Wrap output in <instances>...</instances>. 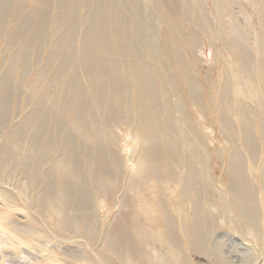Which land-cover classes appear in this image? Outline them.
<instances>
[{
  "label": "rangeland",
  "instance_id": "obj_1",
  "mask_svg": "<svg viewBox=\"0 0 264 264\" xmlns=\"http://www.w3.org/2000/svg\"><path fill=\"white\" fill-rule=\"evenodd\" d=\"M68 1L0 0V106L8 96L0 118V264H104L108 255L112 264H264V0H181L175 14L156 0H114L130 36L122 56L101 54L105 70L122 66L127 78L137 62L144 71L151 113L164 128L153 144L158 158L173 157L172 186L163 181L167 167L158 166V179L143 168L135 139L142 113L132 98L112 119L110 104L88 89L86 43L109 9L102 0H73L67 8ZM25 27L32 36L26 41L18 35ZM243 56L250 64H240ZM77 81L86 108L49 119ZM74 116L100 123L101 138L93 141L92 125L73 126ZM45 126L48 136L38 144ZM65 142L77 159L73 172L83 174L69 181L87 193L84 205L63 210L67 218L51 215L48 203L49 194L62 202L55 169ZM100 152L103 168L92 157ZM236 170L249 200L232 189ZM140 191L167 208L171 230L155 224ZM119 224L124 231L134 224L148 240L136 252L119 246Z\"/></svg>",
  "mask_w": 264,
  "mask_h": 264
},
{
  "label": "bare ground",
  "instance_id": "obj_2",
  "mask_svg": "<svg viewBox=\"0 0 264 264\" xmlns=\"http://www.w3.org/2000/svg\"><path fill=\"white\" fill-rule=\"evenodd\" d=\"M72 2H73V0L68 1L67 8H69V6L71 5ZM102 2L104 3V6L105 5L107 6L109 11L103 12L102 14L99 15L103 19L102 20V26H100L101 25L100 24L99 27H97L94 30V32L91 35L90 40L89 41L87 40L88 43H86L87 46L85 48V58L89 64H90V62H92L91 66H90V70H89V75L87 74L89 77V81H90V87L88 89L91 90L92 92H94V90H95L98 93L99 97H101L100 98L101 101H103V102L107 101L110 104V106L113 110L112 114H114V116H112V114H111L112 119L117 114L116 108H118V109L119 108H126L127 103L129 104V102H127V100H129L130 97L132 98L131 103L134 102L135 106L138 105L136 107H137V109L139 108L140 112L142 113V120H141V122H138V125H136V131H135L136 134L134 133L136 135L135 139H138L139 143L141 142V145H140L141 146L140 148L142 150L141 157H142V160L144 161L143 162L141 160V162H142V164L145 163L146 165L149 166L148 172H150L151 176L153 178H156V179H158L157 176L159 175V172H160V169H158V166L162 164L165 168L167 167V170L164 169L165 172L168 171V172H166L167 178L165 176V179L163 181H167L168 183H170L171 178L168 176L173 174V173L169 174V171L172 169L171 166H169V164H171V162H174V160L172 159L173 157L171 158V156H167V157L163 156L162 158H158V156H157L159 149L156 148L153 143H156L157 139H158L157 141L159 143L161 138H163L164 128L161 125V123L157 120V116L154 115V113H151V109L153 107V105H152L153 104L152 103L153 98H152V92H151L150 88L146 85V82H144V80H143L144 79L143 78L144 71H142V69L139 67V65L136 62L135 64H133L134 67L133 66L131 67L130 73H129L127 78H124L122 76V72H123L122 66L116 67L118 70L114 69L110 75L106 73V70H105L106 61L103 60V58H102L103 55H101V54H104V52L109 51L107 53H111L116 57L122 56L123 52L125 51L126 47L128 46V43H129L128 39L130 36V25H129V20L127 19V17L121 11H120L121 14L119 12H117L116 9L114 8V6H113L114 0H102ZM156 3H157V6L159 8H162L163 6L168 7L171 10V13L175 14L176 6L179 3H181V0H172L169 3V5H168L167 0H156ZM64 8H66V5ZM1 11H2V9H0V12ZM40 15L34 16L33 18L37 19V21H38L39 18L42 16V15L41 16ZM0 18H1V14H0ZM58 22H59V20L56 21L55 23H53L52 27H57ZM37 26H39V25L37 24ZM174 26H176V25L174 24ZM16 29H17V25H14L12 30H13V32L15 31V34H16ZM38 29H39V27L36 29L37 32L35 31L34 34H39ZM20 31H23V32L19 33V31H18V35H21V37L24 38L25 41L32 38V36H30V32H29L27 27L22 28ZM97 48L99 50V54L96 56H93L95 53V50ZM239 62H240V64L241 63L242 64L249 63L248 59L245 56H243ZM128 84L131 86L132 91L130 90V88L129 89L127 88ZM72 87H73L74 92L70 91L67 94L60 110H59L58 106H56V108H54L52 110V113H51V116L49 119L60 118L63 110H68V109L72 110L75 106H78V109H77L78 113H82L83 109L86 108V93L84 92L85 90L83 91L82 89H80L81 83L79 81H77L73 84ZM7 99H8V96L6 95L4 103L3 102L1 103L0 118H1L2 114L6 113ZM210 103H212V101ZM74 117L72 118V121H71L73 126L78 125V126H84L85 127L87 124V126L90 127V125H92L93 130L91 131V133H92L93 141L97 140L98 138H101V134H102L101 128L102 127L99 125L100 123L98 124V122H95V120L93 122L89 123V121L87 119H85L84 117L83 118H79L77 116H74ZM73 119H75V121ZM76 119H78V120H76ZM112 119H110V120H112ZM52 122H54V121H52ZM135 124H137V123L135 122ZM59 126H61V124H59ZM48 128L50 129V126H45V127L38 129L37 136H36L38 144L40 143L41 139L46 137V135L48 136ZM14 131H15L16 135L21 136V137H24L25 133H26V131H25V133L23 134V130L18 129V128L15 129ZM104 133L105 132L103 131V134ZM98 142H100V141H98ZM98 142H96V143L98 144ZM51 144L55 145V143H51ZM97 144H96V146H97ZM65 145H66V142L63 144V148L64 149L66 148L67 152L64 154L62 160H60L61 163L55 169V174L57 177L54 175L56 178H58V179L55 178L56 182H57L56 187H58L61 191V194L63 197L62 202H59V200H57L58 198H56V196L51 198L50 194H49L50 199L48 200L49 202L47 200L46 201L49 203V205L51 204L50 208L52 207V210H51L52 212L51 211L50 212L52 214L48 211L51 215L63 214L64 218H67L66 214L64 213L66 210L65 211H63V210L66 207H68V205H71L73 203L77 206L79 204L84 205L86 198H87V193H86V189L83 186L78 185V184H72L69 181L71 176H73V177L77 176V178H79L80 180H83V174L78 170H77L78 171L77 173L73 172L75 170L76 165H77V159L75 158V153L73 152V150L68 149ZM98 145H100V144H98ZM56 146H58L57 143H56ZM102 147L104 149L103 145L100 146L101 149H102ZM98 148H99V146H98ZM49 149L50 148H48L46 150L47 152L45 151L47 154H48V152L50 154L52 151V150L50 151ZM101 152L96 153V154L93 153V156H92L93 159L96 160L95 163H96V167H98V168L106 167V165H105L106 159L104 158V155ZM72 155L74 156V158L72 157ZM46 157H49V155H47ZM44 161H45V158H44ZM62 163H63V166H62ZM146 165H144L143 168H145ZM173 169H174V167H173ZM172 172H173V170H172ZM74 173H75V176L72 175ZM154 173H158V174H154ZM175 173H176V171H175ZM143 175H145V174H143ZM172 177H174V174L172 175ZM174 178H172V179H174ZM147 179H149V178L147 177L146 180ZM144 180H143V182H144ZM175 182L172 181V183H175ZM241 182H242L241 171L240 172L238 170L233 171L232 189L235 187V189L237 191L241 192L242 195L246 199L249 197L250 194H249V191L247 189V186H245V184H241ZM172 183H170L171 186H172ZM100 184H101V182H100ZM145 184H146V182H145ZM104 185H106L105 182H104ZM155 185L156 186L154 188H156L157 192H154L153 194L158 193V191H159V193H161L160 192L161 187H158L157 184H155ZM230 188H231V186H230ZM196 190L197 189H195L194 191H196ZM147 195H148L147 192L140 191V194L138 195V197H139L138 200L140 201V203L142 205H144L147 212L150 210L149 211L150 213H148V214H150V217L152 216L151 215V212H152V214L154 215V220H157V222L154 221L155 224L156 223H157V225L160 224L161 226L165 227V229H167L166 226L169 227L170 226L169 224L171 222L170 221L168 223L167 208L163 204L158 203L160 201H154L153 203L147 202V200L144 199L147 197ZM155 195L157 196L158 194H155ZM160 195H162V194H160ZM153 199H154V197H153ZM248 200H249V198H248ZM144 211H145V209H144ZM148 216H146V219ZM155 216H156V219H155ZM48 217H51V216L49 215ZM157 217H159V218L157 219ZM65 220H67V219H65ZM63 222H65V221L63 220ZM171 225H173V223ZM172 227L173 226L169 227L170 230ZM0 228L2 229V223L1 222H0ZM250 228L251 229L253 228V230H255V227L251 226ZM116 230L117 231L119 230L118 237L120 238L119 239L120 242L118 243V245L119 244L121 245V244H123V242H125L127 244V246L133 252H136V250L139 247H141L142 245H144L146 240H148L145 238L146 236L145 237L142 236L140 229H138V231H137L134 224H131V227L128 230H126L127 232L124 231V229H121L120 224H119V226L116 227ZM142 230H144V229H142ZM125 232H126V234H125ZM136 232H138V234H140L139 239H138L139 236H137ZM162 233L163 232H161V234ZM145 234H147V236H148L147 232ZM163 235H164V233L162 235H159L158 238L159 239L162 237L164 238ZM126 236H129V238H130L128 241H125ZM154 238H155V236H154ZM108 250H110V249H108ZM108 250H107V252H108ZM111 250H112V248H111ZM117 250H118V247H117ZM108 253H110V252H108ZM173 253L172 254L170 253L171 256L169 254V256H170V257L168 256L169 258L167 257L168 259H170V261H172ZM175 255L177 256V254H174V256ZM167 258L165 260H167ZM174 258H173V262L176 261V259H174ZM130 259H132V258H130ZM170 261H169V263H170ZM101 262H103L104 264H112L111 257L109 255L102 257ZM170 264H172V263H170Z\"/></svg>",
  "mask_w": 264,
  "mask_h": 264
}]
</instances>
